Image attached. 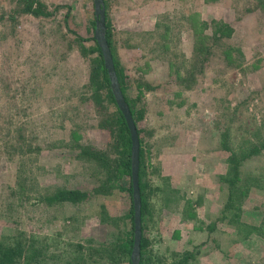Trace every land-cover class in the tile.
I'll return each instance as SVG.
<instances>
[{"label": "rangeland", "instance_id": "1", "mask_svg": "<svg viewBox=\"0 0 264 264\" xmlns=\"http://www.w3.org/2000/svg\"><path fill=\"white\" fill-rule=\"evenodd\" d=\"M39 1L52 15L0 0V243L21 249L15 264H131L116 246L131 230L133 205L129 178L116 169L114 107L92 95L81 48L92 44L93 0ZM257 1L104 0L126 94L143 108L136 126L151 264H264V148L239 161L225 209L229 154L264 142ZM212 18L228 22L232 36L193 54V25ZM237 47L242 60L228 65ZM115 174V188L101 191ZM62 188L89 196L49 202Z\"/></svg>", "mask_w": 264, "mask_h": 264}, {"label": "trees", "instance_id": "2", "mask_svg": "<svg viewBox=\"0 0 264 264\" xmlns=\"http://www.w3.org/2000/svg\"><path fill=\"white\" fill-rule=\"evenodd\" d=\"M209 1V0H205ZM24 8L23 11L30 13L34 16H50L52 15V12L48 10V8L39 0H24ZM257 4L264 8V0H258ZM198 22V23H197ZM193 25V42H192V51L193 54H208L212 52V44L221 41L222 39H228L232 36L234 32V28L226 21L221 19H215L212 18L209 21L208 20H198ZM94 21L92 20V25ZM198 24V25H197ZM197 25V26H195ZM106 38L107 42L109 44L112 58L114 62L115 71L117 74L118 81L120 83L121 91L123 93V96L126 100V102L129 105L133 120L135 125H137V122L143 117V108L141 106H138L134 100H131L128 98L126 94V90L128 87V83L126 81V75L124 73V70L122 66L120 65L118 61V57L116 54V46L113 39V35L110 28V23L108 21V17L106 15ZM89 41H91L92 44H90L88 47L81 46L82 52L87 55L91 62V77L90 82L92 86V95L97 97L98 101L101 99L106 100L108 103H111L114 107V110L112 112L113 115V129H116L117 133V165L116 169L121 175H126L129 178L127 191L129 195H132V185H131V170H130V147H131V139H130V132L126 125L125 119L118 109L114 97L112 95L111 89L109 87V78L107 71L104 67V61L102 58V54L100 51V48L94 39V37L88 38ZM229 52L234 51L237 56L232 59L230 54L228 53L226 61L228 65H231L235 61L240 62L242 60L243 53L242 51L237 48H228ZM137 127V126H136ZM137 133L139 136V142H140V151H139V189L141 194V242H140V261L139 264H151V261L149 257L145 254V249L147 246V239L144 236L143 230V219L147 207V201H146V188L147 184L143 180V174H144V152L142 148V138L140 136L141 129L137 127ZM224 148L229 151V149L224 145ZM261 148H264V142L259 144L258 146H253V149L250 151V154H243L241 156H236L235 152H231L227 158V160L233 165L234 172L232 174V177L227 179V182L230 185L229 193H228V200L226 202L225 209L230 210L233 208L235 193H236V183L238 179V164L240 160H243L245 157L250 156L252 154H255L260 151ZM230 152V151H229ZM80 153H86L85 155L89 157H97L96 154L89 152L88 149L84 147H80ZM119 175L115 174L109 179L112 180L113 184H110L107 186V188H102L101 191H111L116 186V181ZM89 194L80 189H66L62 188L59 189L55 194L51 195L48 200L49 202L56 201V202H71V203H78L82 202L85 199H87ZM130 223H131V230L126 233V237L124 238V241L122 243H117V248L120 247L121 253L126 256L129 260V255L132 250L133 245V208L130 205ZM212 228V227H211ZM116 248V249H117ZM21 249L20 248H11L8 246L3 245L0 243V264H15V260L18 256L21 255ZM112 261H116L115 254H113ZM188 254L184 256V259L186 258Z\"/></svg>", "mask_w": 264, "mask_h": 264}, {"label": "water", "instance_id": "3", "mask_svg": "<svg viewBox=\"0 0 264 264\" xmlns=\"http://www.w3.org/2000/svg\"><path fill=\"white\" fill-rule=\"evenodd\" d=\"M95 15L94 39L96 40L104 61V67L109 78L114 101L122 113L126 125L130 132V170L132 185V205H133V245L130 254V263L139 264L140 242H141V194L139 189V151L140 142L137 127L134 123L130 108L121 91L120 83L114 67L112 53L106 38V14L104 0H93Z\"/></svg>", "mask_w": 264, "mask_h": 264}, {"label": "crops", "instance_id": "4", "mask_svg": "<svg viewBox=\"0 0 264 264\" xmlns=\"http://www.w3.org/2000/svg\"><path fill=\"white\" fill-rule=\"evenodd\" d=\"M215 19H218V18H215Z\"/></svg>", "mask_w": 264, "mask_h": 264}]
</instances>
